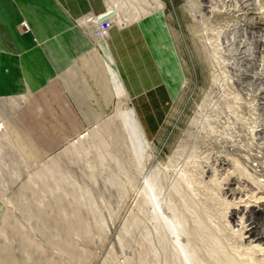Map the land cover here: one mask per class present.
Listing matches in <instances>:
<instances>
[{
  "label": "rangeland",
  "instance_id": "1",
  "mask_svg": "<svg viewBox=\"0 0 264 264\" xmlns=\"http://www.w3.org/2000/svg\"><path fill=\"white\" fill-rule=\"evenodd\" d=\"M106 1L125 21L111 27L159 12L155 0ZM163 1L185 80L175 99L164 85L131 100L145 142L117 92L106 115L67 126L21 127L20 99L0 96V264H264V0H215L218 19ZM92 17L76 22L107 41Z\"/></svg>",
  "mask_w": 264,
  "mask_h": 264
},
{
  "label": "crops",
  "instance_id": "2",
  "mask_svg": "<svg viewBox=\"0 0 264 264\" xmlns=\"http://www.w3.org/2000/svg\"><path fill=\"white\" fill-rule=\"evenodd\" d=\"M108 7L106 0H0V96L20 99L21 127L32 116L63 118L67 126L70 115L88 122L106 115L117 99L113 71L131 100L164 85L177 97L185 72L166 12L113 26L107 41H94L76 21ZM57 80L59 92L46 93Z\"/></svg>",
  "mask_w": 264,
  "mask_h": 264
},
{
  "label": "bare ground",
  "instance_id": "3",
  "mask_svg": "<svg viewBox=\"0 0 264 264\" xmlns=\"http://www.w3.org/2000/svg\"><path fill=\"white\" fill-rule=\"evenodd\" d=\"M196 1V0H195ZM205 1H207L208 3H203V4H201V5H199L198 3H199V1H198V3L197 2H195L194 3V1L193 0H189V6L191 7V9L193 10V14H194V16H195V18L197 17V16H200V18L201 17H204L206 14H209V17L210 18H222L223 16H224V14H223V12L221 13L220 11L218 12L217 10H216V6H214V5H217V3L220 1V2H224L225 0H217L218 2L217 3H214V1L215 0H205ZM254 2H255V0H253ZM253 1H252V3H253ZM155 3H156V9L157 10H159V12H162V11H164L163 9H165V7H166V3L163 1V0H155ZM196 3L201 7L199 10L197 9V7H196ZM247 4L246 5H250L251 3H248V2H246ZM223 4V3H222ZM244 4V3H243ZM109 8H111V9H113V10H115L116 11V15L115 16H113V17H111V18H109L110 19V21H114L115 19H116V21L120 24H124L125 23V21L123 22V21H121V20H119V17H121L122 15H121V13H120V9L118 8V7H115V6H112V5H110L109 7H108V9ZM237 10H239V9H235L234 11H235V13H236V15H238V13L239 12H237ZM240 10H242L241 8H240ZM249 13H254L255 15H259L261 12H253V11H251V10H249V7H247L246 8V12H245V14H249ZM263 13V12H262ZM264 15V14H263ZM259 16H261V15H259ZM94 18V21H97L95 18V16L93 17ZM198 18V17H197ZM198 21H200V20H198ZM201 21H202V19H201ZM203 22H206V21H203ZM26 23V22H25ZM98 23V22H97ZM202 23V22H201ZM213 23V22H212ZM27 24V23H26ZM206 24V23H205ZM208 24V23H207ZM227 25V24H226ZM203 26H204V24H203ZM229 26V25H228ZM204 29V28H203ZM206 29V28H205ZM204 29V30H205ZM233 29V28H232ZM232 29H226V35H231V33H232ZM236 29V28H235ZM262 29V28H261ZM219 30V29H218ZM221 30V29H220ZM224 30V29H223ZM241 32L242 33H244V34H246V33H248L249 34V31L245 28V26L244 27H242L241 28ZM208 31V30H207ZM199 32H202V31H199ZM205 32V31H204ZM221 32V31H220ZM223 33V32H222ZM237 33V32H236ZM205 34H206V32H205ZM252 34H253V32H252ZM203 36V35H202ZM254 36V35H253ZM237 37V36H236ZM104 38H106V37H104ZM208 38H209V36H208ZM232 41L233 42H236L237 40H238V38H235V37H233V35H232ZM224 40V39H223ZM204 41V40H203ZM211 41V40H210ZM260 41V39H258L257 40V42H259ZM221 42V41H220ZM203 43H205V42H203ZM202 43V44H203ZM232 43V42H231ZM105 45H106V43H105ZM218 45V43L216 44V46ZM205 46V45H204ZM211 46V45H210ZM207 48V47H206ZM205 48V49H206ZM210 48V47H209ZM210 49H212V48H210ZM238 50L239 51H243V53H245V55H246V52L247 51H249V47L248 46H246V45H244V44H242V43H238ZM208 54V53H207ZM240 54V53H239ZM242 55V54H241ZM243 56V55H242ZM216 57V56H215ZM247 57H249V56H247ZM248 60H252V59H250V58H247ZM113 60V59H112ZM241 60V59H240ZM244 60V59H243ZM245 61V60H244ZM212 62V61H211ZM220 63V62H219ZM218 63V64H219ZM257 63V62H256ZM243 64L247 67V64L245 63V62H241V63H238V66H243ZM264 64H261V66H263ZM240 66V67H241ZM259 66V65H258ZM239 67V68H240ZM249 67V66H248ZM248 69V68H247ZM239 70H242V69H239ZM219 75V74H218ZM244 75V74H243ZM246 75V74H245ZM262 76V75H261ZM259 77V76H258ZM258 77H255V78H258ZM264 76H262V78H263ZM260 79H262L261 77H259ZM113 79H114V81H115V88H116V92H117V94H118V96H119V98H120V104H121V106H123V110H124V114L126 115V117H127V119L131 122L130 124H131V126H132V131L135 133V132H137V133H139L140 134V136H141V138L144 140V142H145V139H146V137H145V133H144V131H143V128H142V123H141V120H140V118L137 116V113H136V111H135V108L133 107V105L131 104V99L129 98V96H128V93L126 92V90H125V87H124V85H123V82H122V79H121V77L119 76V75H117V76H115V74H114V71H113ZM261 81V80H260ZM218 83V82H217ZM219 88H221L220 86H219ZM222 89V88H221ZM222 92V91H221ZM225 93V92H224ZM221 95V94H220ZM147 143H149V142H147ZM5 215H6V212H5ZM4 215V216H5ZM2 228V227H1Z\"/></svg>",
  "mask_w": 264,
  "mask_h": 264
},
{
  "label": "built area",
  "instance_id": "4",
  "mask_svg": "<svg viewBox=\"0 0 264 264\" xmlns=\"http://www.w3.org/2000/svg\"><path fill=\"white\" fill-rule=\"evenodd\" d=\"M93 16V15H92ZM90 16V17H92ZM97 22H98V17L96 18ZM111 25H112V22L110 21V19L104 21V22H98V27L95 28L94 30V35L97 36V37H100V36H104L108 33L109 29L111 28ZM23 26L25 27V29H29L28 25L23 22Z\"/></svg>",
  "mask_w": 264,
  "mask_h": 264
},
{
  "label": "water",
  "instance_id": "5",
  "mask_svg": "<svg viewBox=\"0 0 264 264\" xmlns=\"http://www.w3.org/2000/svg\"><path fill=\"white\" fill-rule=\"evenodd\" d=\"M115 15H116V11L111 9V8H109L104 14H102V15H100L98 17V22L99 23L100 22H104V21L108 20L109 18H111V17H113ZM131 104H132V102H131Z\"/></svg>",
  "mask_w": 264,
  "mask_h": 264
}]
</instances>
